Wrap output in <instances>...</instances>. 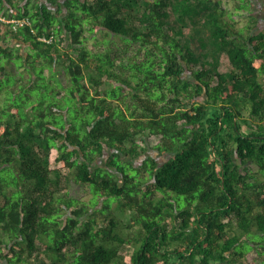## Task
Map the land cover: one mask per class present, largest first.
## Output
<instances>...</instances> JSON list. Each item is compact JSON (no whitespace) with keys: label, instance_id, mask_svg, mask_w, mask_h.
<instances>
[{"label":"trees","instance_id":"obj_1","mask_svg":"<svg viewBox=\"0 0 264 264\" xmlns=\"http://www.w3.org/2000/svg\"><path fill=\"white\" fill-rule=\"evenodd\" d=\"M230 1L0 0V264H264V28Z\"/></svg>","mask_w":264,"mask_h":264},{"label":"crops","instance_id":"obj_2","mask_svg":"<svg viewBox=\"0 0 264 264\" xmlns=\"http://www.w3.org/2000/svg\"><path fill=\"white\" fill-rule=\"evenodd\" d=\"M225 7L229 10L232 8L230 5V0H225ZM241 1V0H240ZM249 4L247 9H241L235 11L233 17L235 18L234 22L237 28H242L246 35L251 33H258L264 28V0H247ZM230 12L227 11L226 18L230 20ZM256 22V24H255ZM249 27H252V30H249Z\"/></svg>","mask_w":264,"mask_h":264},{"label":"rangeland","instance_id":"obj_3","mask_svg":"<svg viewBox=\"0 0 264 264\" xmlns=\"http://www.w3.org/2000/svg\"><path fill=\"white\" fill-rule=\"evenodd\" d=\"M225 2H227V1L224 0V4H225ZM231 4L233 5V2H232V1H230V5H231ZM187 30H188V28H185V31H187ZM222 67H223L224 69H227V68L229 67V63H228V61L223 60V65H222ZM253 168H254V169H257V166H256V165H253ZM70 193H71V195L74 196V197L82 198V199H85V200H89L90 197H91L89 187L86 186V185H81V184H79V183H77V182H75V181H71V182H70ZM118 203H119L118 201H115V202L113 203L114 208L117 207ZM218 264H219V263H218Z\"/></svg>","mask_w":264,"mask_h":264},{"label":"built area","instance_id":"obj_4","mask_svg":"<svg viewBox=\"0 0 264 264\" xmlns=\"http://www.w3.org/2000/svg\"><path fill=\"white\" fill-rule=\"evenodd\" d=\"M21 22H22V21H21ZM21 22H20V24H22ZM13 27H14V28L17 27V21H14V22H13Z\"/></svg>","mask_w":264,"mask_h":264}]
</instances>
